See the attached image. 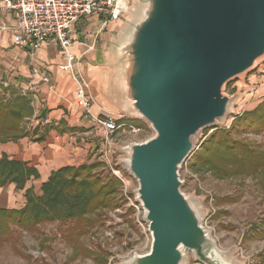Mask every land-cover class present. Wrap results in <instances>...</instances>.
I'll list each match as a JSON object with an SVG mask.
<instances>
[{"label": "water", "instance_id": "obj_1", "mask_svg": "<svg viewBox=\"0 0 264 264\" xmlns=\"http://www.w3.org/2000/svg\"><path fill=\"white\" fill-rule=\"evenodd\" d=\"M140 10L110 53L116 100L154 131L121 148L151 245L121 264H181L186 251L196 262L227 264L181 191L179 170L197 134L227 116L225 83L264 57V0H145Z\"/></svg>", "mask_w": 264, "mask_h": 264}, {"label": "rangeland", "instance_id": "obj_2", "mask_svg": "<svg viewBox=\"0 0 264 264\" xmlns=\"http://www.w3.org/2000/svg\"><path fill=\"white\" fill-rule=\"evenodd\" d=\"M143 4L145 0H134L129 11L120 20L99 30V33L109 34V50L115 48V42L125 40L139 18L138 13ZM85 20L92 21L94 17L81 18V21ZM94 22L100 26L99 22L102 20L95 19ZM73 27L74 25L72 29ZM97 38L94 48L98 45ZM116 52V63L123 64V56ZM112 56L113 53H110L109 58ZM75 60V67L79 71L80 58ZM111 64L114 65L113 62ZM5 67L0 63V69ZM7 82L11 84V81ZM9 89L0 85L1 102H7L11 94L15 93ZM222 91L230 99L227 116L197 134L194 152L200 149L201 143L211 133L220 128L228 129L236 115L255 108L263 101L264 57L256 62L254 69L225 83ZM92 99L90 96L91 102ZM118 103L123 111L115 114V118H135L142 123L140 126L136 125L140 131L134 139L144 141L154 135L149 123L134 114H127L124 112L125 104L121 101ZM232 135L264 148V132L233 131ZM114 138L117 145L111 155L112 165L118 162L120 146L129 137L126 131H119ZM96 143L90 162L97 161L104 147L100 135H96ZM193 153L179 170L181 191L199 208L202 225L215 241L223 259L227 264H264V168L250 175L236 174L216 178L215 173L207 166L195 164ZM98 162H101L98 174L103 176L110 172L102 161ZM18 194L20 193L15 195L16 199ZM116 198L119 202L116 208L98 211L82 222H46L28 230L12 227L9 235L0 238V264H121L136 253L134 249L143 246L145 234L134 222L132 209L120 195L119 187ZM0 207H8V204L0 203ZM18 207L16 202L15 208ZM186 260L187 264H203L196 262L189 251H186Z\"/></svg>", "mask_w": 264, "mask_h": 264}, {"label": "crops", "instance_id": "obj_3", "mask_svg": "<svg viewBox=\"0 0 264 264\" xmlns=\"http://www.w3.org/2000/svg\"><path fill=\"white\" fill-rule=\"evenodd\" d=\"M11 15L2 12L0 19L7 18L11 22ZM94 20H80L74 24L70 34L73 41L71 52L77 59L80 58L79 71L89 81L88 93L93 98L92 112L114 116L123 110H120L114 94L115 69L109 58V34H98L96 48L93 46L85 50L83 47L84 42L91 43V36L97 32L95 30L100 29ZM91 31L95 32L90 33ZM62 61L61 51L55 44L43 45L32 54L27 49L18 48L9 32L0 33V63L6 66L0 69V81H11L9 90L26 96L30 108L29 115L21 122L23 136L0 142V156L5 154L11 159L26 162L39 173V177L29 180L23 189H17L14 183L0 186V203L8 204V207L0 209H17L16 202L19 204L18 208L22 207L28 188L40 194L41 184L48 179L52 171L62 166H78L91 161L93 149L97 145L96 135L101 136V143L104 142L102 132L97 126L82 118L76 106L75 83L69 73L57 67ZM33 68H38L41 73L46 74L49 84L40 81L39 75L32 78ZM31 81L36 86L35 92L28 89ZM124 112L133 115L127 110ZM44 118L49 119V124H41ZM17 192L20 194L16 199Z\"/></svg>", "mask_w": 264, "mask_h": 264}, {"label": "trees", "instance_id": "obj_4", "mask_svg": "<svg viewBox=\"0 0 264 264\" xmlns=\"http://www.w3.org/2000/svg\"><path fill=\"white\" fill-rule=\"evenodd\" d=\"M28 105L26 96L17 92H13L7 102L0 101V142L23 136L21 122L30 113ZM120 121L134 126L142 124L135 118ZM247 130L264 132V99L255 108L236 115L228 129L220 128L211 133L193 153V161L207 166L216 178L258 172L264 168V148L232 135L233 131ZM100 167L98 161L62 166L41 184L40 194L28 188L22 207L0 209V238L9 235L12 227L28 230L46 222H82L98 211L116 208L119 181L110 172L103 176L98 174ZM37 177L38 171L28 163L5 154L0 156V186L14 183L17 189H23L29 180Z\"/></svg>", "mask_w": 264, "mask_h": 264}, {"label": "built area", "instance_id": "obj_5", "mask_svg": "<svg viewBox=\"0 0 264 264\" xmlns=\"http://www.w3.org/2000/svg\"><path fill=\"white\" fill-rule=\"evenodd\" d=\"M134 0H0V13H11V22L7 18L0 19V33L9 32L13 43L20 49H27L32 54L43 45L55 44L59 47L63 61L58 64V69L70 74L75 83L74 96L76 106L80 109L82 118L92 121L102 132L104 147L97 157L102 161L111 174L119 181L120 195L130 205L134 222L143 230L145 241L142 247L134 249V254L147 253L151 245V234L148 230V222L143 218V208L137 200L135 189L137 180L123 165L125 155L121 152L118 162L112 165L111 155L117 145L114 138L119 131H126L128 139L120 146L123 148L128 143L139 142L134 139L140 129L131 123L120 121L112 115H98L91 110V100L88 93L89 82L83 73L77 71L75 56L71 52L72 26L83 17H95L102 20L100 29L120 20L130 9ZM99 29V30H100ZM99 30L93 34L91 44L83 43L85 50L93 48ZM32 78L40 76V81L49 84V77L41 73L38 68L31 70ZM0 85L7 89L11 86L6 81H0ZM29 90L35 92L36 86L32 81ZM122 117V116H121ZM49 119L41 120L42 125L49 124ZM131 252V251H130ZM129 252V253H130Z\"/></svg>", "mask_w": 264, "mask_h": 264}, {"label": "bare ground", "instance_id": "obj_6", "mask_svg": "<svg viewBox=\"0 0 264 264\" xmlns=\"http://www.w3.org/2000/svg\"><path fill=\"white\" fill-rule=\"evenodd\" d=\"M259 60V59H258ZM258 60H256V62L258 61ZM255 62V63H256ZM181 264H187V261L185 260L184 262H182Z\"/></svg>", "mask_w": 264, "mask_h": 264}]
</instances>
